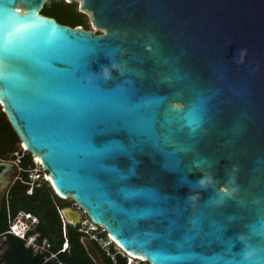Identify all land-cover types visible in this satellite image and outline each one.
Wrapping results in <instances>:
<instances>
[{"label":"water","instance_id":"water-1","mask_svg":"<svg viewBox=\"0 0 264 264\" xmlns=\"http://www.w3.org/2000/svg\"><path fill=\"white\" fill-rule=\"evenodd\" d=\"M46 1L0 0V105L54 192L149 264H264V0Z\"/></svg>","mask_w":264,"mask_h":264},{"label":"trees","instance_id":"trees-1","mask_svg":"<svg viewBox=\"0 0 264 264\" xmlns=\"http://www.w3.org/2000/svg\"><path fill=\"white\" fill-rule=\"evenodd\" d=\"M40 12L56 18L63 24H68L72 27L81 25L84 29H90L86 14L77 10L76 1L47 0ZM0 140L2 142L1 154L3 158H8L9 153H12V159H16V152L20 153V157L17 158L20 166V178L15 180L9 188L11 201L9 207L10 215L14 216L20 209L37 215L39 223L36 225V228L40 231L41 237L48 239L50 250L57 252L58 258L64 264H94L80 241L83 233L78 231V225L72 226L66 224L65 234H63V223L59 210L64 207H72L74 200L60 198L48 181L41 182L38 186L33 187L31 194H27L29 172L34 167L32 154L21 151L19 145L21 141L8 121L6 114L2 111L1 105ZM7 227V210L3 208L0 214V232L6 230ZM101 236L105 237L106 235L102 233ZM11 237L13 238V242L9 252L10 264H41L44 257L48 254L35 253L31 247L24 246L22 240L14 236ZM65 240L68 242L69 247L65 251H60ZM93 244L98 249L105 264H110L109 257L101 251L96 243ZM118 263L124 264V259L120 256H118ZM146 263L149 264L147 261ZM43 264H57V262L51 260Z\"/></svg>","mask_w":264,"mask_h":264},{"label":"built area","instance_id":"built-area-1","mask_svg":"<svg viewBox=\"0 0 264 264\" xmlns=\"http://www.w3.org/2000/svg\"><path fill=\"white\" fill-rule=\"evenodd\" d=\"M32 160L34 163V167L31 168V170L34 171V173L32 175H29V188L26 191L27 194L32 193L33 187L38 186L43 181L49 180L47 170L43 169L40 166V161L36 160V156L32 155ZM74 204L76 206V209L81 210V212L83 213V216L80 217V222L78 223V231L83 233L84 236L88 237L91 242L96 243L98 245L101 251H103V253L107 257H109L111 261L110 264H119L118 256L124 259V264H139L137 263L139 259L126 252L120 245L113 241L108 236V233L104 227L92 222L86 212L78 205L77 202L74 201ZM60 217L63 223V234H65L66 222L64 221V218L61 214ZM37 224V217L34 216L32 213L17 211L16 214L11 217L10 224L6 232L23 240L27 247L32 248L33 252L48 253L47 258L55 259L57 264H64L57 257V252H53L50 250V244L47 239H42L41 243L37 240V237L39 236V231L35 230ZM102 233H104L106 236H101ZM67 249L68 242L65 240V242L62 244L60 251H65ZM139 261L141 264H143L142 262H146L141 260Z\"/></svg>","mask_w":264,"mask_h":264},{"label":"flooded vegetation","instance_id":"flooded-vegetation-1","mask_svg":"<svg viewBox=\"0 0 264 264\" xmlns=\"http://www.w3.org/2000/svg\"><path fill=\"white\" fill-rule=\"evenodd\" d=\"M46 15V14H44ZM48 16V15H47ZM56 19V18H55ZM57 20V19H56ZM58 21V20H57ZM59 22V21H58ZM61 23V22H60ZM63 24V23H62ZM68 25V24H66ZM71 26V25H70ZM1 148H2V142L0 140V162H8L11 163V167L10 169L7 171V177H8V184L5 187L4 191L2 192L1 195V200H0V214L3 211V208H5L7 210V222H8V226L10 224V219H11V215L9 212V207H10V192H9V188L10 186L15 182V180L20 178V166L18 164V161H16L15 159H12L11 155L12 153H9V157L8 158H3L2 154H1ZM27 152V151H26ZM15 153V152H14ZM13 153V154H14ZM15 155V154H14ZM17 157L19 156L18 152H16ZM19 211H23V212H29L32 213L30 211H26L23 209H20ZM34 216L37 217L38 223H39V217L37 215H35L34 213H32ZM78 225V224H77ZM73 226V225H72ZM8 229V227H7ZM6 230L0 232V264H10L11 260L9 258V252L11 250V246H12V242H13V238L11 236V234L7 233ZM35 230L39 231L38 228H35ZM30 234V233H29ZM84 236V235H83ZM15 237V236H14ZM47 239L46 237H41L40 231H39V236L37 237V240L41 243L42 239ZM21 240V239H20ZM48 240V239H47ZM23 241V240H22ZM49 242V241H48ZM24 246H26L25 242L23 241ZM93 243V242H92ZM50 244V243H49ZM95 246V245H94ZM27 247V246H26ZM69 247V245H68ZM96 247V246H95ZM43 253V252H42ZM45 253V252H44ZM48 256H45L43 259V263H47L51 260H55V259H49L47 258ZM58 257V255H57ZM56 261V260H55Z\"/></svg>","mask_w":264,"mask_h":264},{"label":"snow or ice","instance_id":"snow-or-ice-1","mask_svg":"<svg viewBox=\"0 0 264 264\" xmlns=\"http://www.w3.org/2000/svg\"><path fill=\"white\" fill-rule=\"evenodd\" d=\"M12 40H10L7 36L0 35V55H2L5 61H10L15 58L18 53L15 49L11 48ZM8 67L7 64H0V79L6 78V73L4 69Z\"/></svg>","mask_w":264,"mask_h":264},{"label":"rangeland","instance_id":"rangeland-1","mask_svg":"<svg viewBox=\"0 0 264 264\" xmlns=\"http://www.w3.org/2000/svg\"><path fill=\"white\" fill-rule=\"evenodd\" d=\"M66 1H67V0H66ZM69 1H76V4H77V10L86 14L87 19H88V22H89V25H90V28H91L92 30H94V31H98V32H100L99 29H97L95 26L92 25V23H91V15H90V13H89L88 11H86V10H82V9L80 8V6H81V1H80V0H69ZM69 1H67V2H69ZM48 5H49V4H48ZM48 7H49V9H51L50 6H48ZM19 145H20V147H21V143H19ZM21 151H22V152L25 151L23 147H21ZM19 156H20V153H19ZM17 158H19V157H17ZM17 158L15 159L16 161H17ZM19 170H20V169H19ZM29 173L32 175V174L34 173V171H32V170L30 169V172H29ZM30 174H29V175H30ZM66 199H71V198H66ZM72 208L76 209V206H75L74 203H73V205H72ZM78 211H79V213H80V217L83 216V213L81 212V210H78ZM137 263L141 264L139 260L137 261ZM142 263H143V264H147L146 262H142Z\"/></svg>","mask_w":264,"mask_h":264},{"label":"clouds","instance_id":"clouds-1","mask_svg":"<svg viewBox=\"0 0 264 264\" xmlns=\"http://www.w3.org/2000/svg\"><path fill=\"white\" fill-rule=\"evenodd\" d=\"M65 1H66V0H65ZM105 75H107V72H105ZM21 147H22V146H21ZM249 255H250V254H247V255L245 256V259H247Z\"/></svg>","mask_w":264,"mask_h":264},{"label":"bare ground","instance_id":"bare-ground-1","mask_svg":"<svg viewBox=\"0 0 264 264\" xmlns=\"http://www.w3.org/2000/svg\"><path fill=\"white\" fill-rule=\"evenodd\" d=\"M67 1H69V0H67ZM36 160H37V161H39V159H38V157H37V156H36ZM47 175H48V173H47ZM48 178H49V177H48ZM132 256H133V255H132Z\"/></svg>","mask_w":264,"mask_h":264}]
</instances>
